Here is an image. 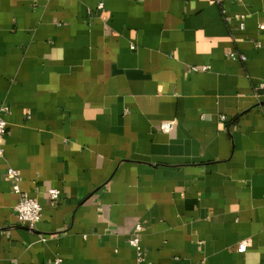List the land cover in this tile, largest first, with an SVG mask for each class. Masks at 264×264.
Listing matches in <instances>:
<instances>
[{
    "label": "crops",
    "instance_id": "obj_1",
    "mask_svg": "<svg viewBox=\"0 0 264 264\" xmlns=\"http://www.w3.org/2000/svg\"><path fill=\"white\" fill-rule=\"evenodd\" d=\"M263 25L264 0H0V264H135L138 224L147 264H264Z\"/></svg>",
    "mask_w": 264,
    "mask_h": 264
},
{
    "label": "built area",
    "instance_id": "obj_2",
    "mask_svg": "<svg viewBox=\"0 0 264 264\" xmlns=\"http://www.w3.org/2000/svg\"><path fill=\"white\" fill-rule=\"evenodd\" d=\"M227 0H211V2L216 4H224ZM243 25V24H242ZM264 28V25L261 26ZM232 57L238 58L239 55L232 53ZM245 59L244 56H240ZM206 68H203L205 70ZM8 106H2L0 109V157L5 155V136L8 133V122L6 120V114L9 111ZM175 125L174 120L164 121L161 125V130L170 133ZM6 175L12 180L13 189L19 195V201L16 206L18 220L21 224L27 226L29 229H34L35 226L41 221L43 216V206L37 198L31 197L27 192L21 190L20 187V173L14 167H9L6 171ZM50 195L53 200H58L61 196L60 190L57 188H52L50 190ZM143 226L138 224L133 231L131 238L129 239L130 246L136 251L138 256V262L135 264H147L145 262L143 248L141 245V234L143 231ZM249 246V241L245 240L241 242L238 246V250L243 252L246 251ZM61 258H57L56 264H61Z\"/></svg>",
    "mask_w": 264,
    "mask_h": 264
},
{
    "label": "water",
    "instance_id": "obj_3",
    "mask_svg": "<svg viewBox=\"0 0 264 264\" xmlns=\"http://www.w3.org/2000/svg\"><path fill=\"white\" fill-rule=\"evenodd\" d=\"M127 74H132V76H134L136 74V72L128 71Z\"/></svg>",
    "mask_w": 264,
    "mask_h": 264
}]
</instances>
